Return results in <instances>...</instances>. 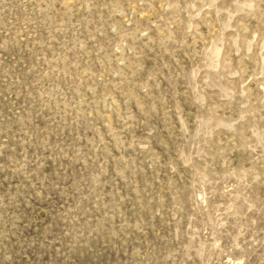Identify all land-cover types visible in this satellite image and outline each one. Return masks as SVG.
Here are the masks:
<instances>
[{
	"label": "rangeland",
	"instance_id": "rangeland-1",
	"mask_svg": "<svg viewBox=\"0 0 264 264\" xmlns=\"http://www.w3.org/2000/svg\"><path fill=\"white\" fill-rule=\"evenodd\" d=\"M0 264H264V0H0Z\"/></svg>",
	"mask_w": 264,
	"mask_h": 264
}]
</instances>
